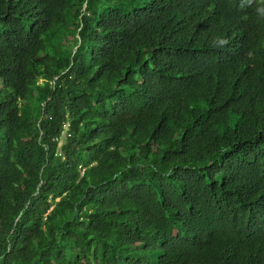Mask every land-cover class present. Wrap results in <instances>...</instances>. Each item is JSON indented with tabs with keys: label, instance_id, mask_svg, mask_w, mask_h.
I'll list each match as a JSON object with an SVG mask.
<instances>
[{
	"label": "trees",
	"instance_id": "16d2710c",
	"mask_svg": "<svg viewBox=\"0 0 264 264\" xmlns=\"http://www.w3.org/2000/svg\"><path fill=\"white\" fill-rule=\"evenodd\" d=\"M0 264H264V0H0Z\"/></svg>",
	"mask_w": 264,
	"mask_h": 264
}]
</instances>
